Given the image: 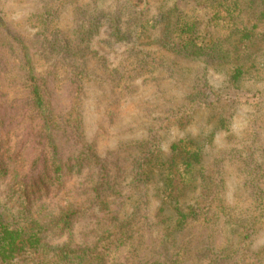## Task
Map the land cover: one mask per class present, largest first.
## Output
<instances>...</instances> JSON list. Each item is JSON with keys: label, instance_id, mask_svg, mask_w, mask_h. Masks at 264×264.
<instances>
[{"label": "trees", "instance_id": "trees-1", "mask_svg": "<svg viewBox=\"0 0 264 264\" xmlns=\"http://www.w3.org/2000/svg\"><path fill=\"white\" fill-rule=\"evenodd\" d=\"M37 4L18 30L0 12V97L21 99V121L32 126L39 148L29 159L18 136L0 129V264H264L263 252L253 250L264 231V0ZM101 27L127 45L125 69L144 74L190 61L178 68L196 72L194 91L173 118L178 125L190 122L196 107H213L215 130L228 132L216 105L231 91L255 100L249 124L216 151L209 143L215 130L206 141L180 138L165 154L148 129L99 153L86 140L83 99ZM210 71L224 76L219 85L210 83ZM57 93L68 96L60 110ZM229 174L239 177L230 196ZM116 197L130 199L129 212L110 210ZM154 201L160 240L147 254L145 208ZM85 217L94 237L72 245L75 222ZM53 238L62 239L59 246H51Z\"/></svg>", "mask_w": 264, "mask_h": 264}, {"label": "rangeland", "instance_id": "rangeland-1", "mask_svg": "<svg viewBox=\"0 0 264 264\" xmlns=\"http://www.w3.org/2000/svg\"><path fill=\"white\" fill-rule=\"evenodd\" d=\"M37 1L0 0V12L4 14L11 27L16 30L22 29L26 18L40 9ZM64 13L66 16L69 15L68 11ZM127 49L125 44L112 42L104 27H101L99 34L93 39L91 50H94V58L90 63L88 85L83 99L87 142L99 153L104 154L110 149L117 148L119 143L136 139L145 134L142 132L150 129V132H157L159 146L166 154L172 142L188 135L206 141L208 134L216 128L218 115L213 107H196L194 115L190 116L192 117L190 122L183 126L173 121L174 116L181 113L179 105L184 104L188 100L186 95L194 91L191 87L196 80L194 78L196 72L182 75L178 71V68H188L190 61L183 62L179 66H170L166 62L161 67L151 68L143 74L134 71L129 65L128 69H125L123 62L131 56ZM129 72L133 76H128ZM223 78L222 74L211 72L209 80L211 84L219 85ZM262 84L258 82L253 85L251 81L245 82L246 86L255 88H261ZM121 87L125 88L123 92L117 90ZM241 92L231 91L229 99L222 97L218 105L215 104L218 108L221 107L218 111L229 121V131L215 130L209 142L212 151L228 146L230 142L227 136L240 135L242 129L250 122L251 114L255 109V100L244 96ZM53 100L60 110L66 107L68 96L57 93L54 94ZM23 107L21 99L11 101L0 97V116L4 118V124L0 129L3 132L8 131L12 138L13 135H17L18 143L23 146L25 155L31 159L38 155L39 148L32 126L21 121ZM228 178L227 194L230 196L239 185V177L229 174ZM111 203L110 210L119 215L130 211V199L122 203L121 197H116ZM156 206L157 203L154 201L148 203L145 208V215L147 214L149 219L146 221L142 237L146 246L144 252L147 254L149 248L160 240L158 237L160 225L154 216ZM102 217L100 214L101 220ZM91 220L88 217L78 218L75 222L72 245L88 242L90 237H94L90 232L95 229ZM221 235L223 232L218 236ZM53 239L50 240L51 246H59L62 239ZM253 250L256 253L261 250L264 254V231L256 234ZM262 262L264 263V257Z\"/></svg>", "mask_w": 264, "mask_h": 264}]
</instances>
